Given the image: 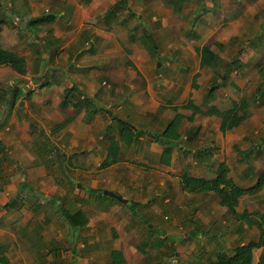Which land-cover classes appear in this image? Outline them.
Segmentation results:
<instances>
[{
  "label": "crops",
  "instance_id": "crops-1",
  "mask_svg": "<svg viewBox=\"0 0 264 264\" xmlns=\"http://www.w3.org/2000/svg\"><path fill=\"white\" fill-rule=\"evenodd\" d=\"M61 1L64 9L54 13L56 18L52 23L35 25L36 31L48 28L43 32L46 41L36 43L27 22L38 17L35 0H12V3L9 2L10 10L6 7L8 19L3 31L9 30L14 17L20 21L21 17L10 14L14 7L19 13H27L22 16V20L29 24L27 31H22L27 42L21 46L18 35L11 34H8V42L13 44L16 54L26 58L28 71L26 75H20L10 67L0 66L12 76V80L5 83L9 93L0 99V264L74 262L73 258L80 256L81 251L75 247L77 239L75 241L72 237L68 221L57 210L56 205L59 208L61 204L71 214L78 211L85 213V228L75 232L80 247L98 253V256L103 252H120L129 264V252L137 250L142 253L140 246L145 242L147 246L150 242L147 237L139 247L133 248L131 241L142 233L143 227L142 220L137 212L134 215L130 204L138 205L135 211L144 215L145 221L157 222V211L162 212L161 208L169 212L171 216L167 214L165 221L173 219L174 223L160 225L159 232L163 239L169 241L170 236L178 232L175 213L178 212L180 199L214 194L187 193L180 182L182 173L188 171L194 177L212 179L207 174L208 168L202 167L198 160L209 157L217 160V155H210L208 149L214 145L221 147V154H224L225 148L234 149V145L231 144L232 138L228 139L229 132L224 134L220 130V116L196 115L193 121H189L192 111L182 107L189 100L200 107L199 96L191 89L194 85L196 89L197 83L194 81L182 90L180 81L176 80V72H180L181 67L168 69L170 63H163L164 52L159 49V54L155 55L144 46L141 38L145 33L144 27L149 32L148 25L143 26V34L137 38L135 29L131 30L125 21L118 20L120 14L106 22V14L120 0L112 3L109 9L108 0H83V3ZM67 15L69 21L62 22V17ZM162 27L167 28V23L163 22ZM195 27L190 31L195 33ZM191 37H194L192 33ZM41 43L44 49L39 48ZM171 54L174 55V52ZM199 61L201 67L200 56ZM56 71H61L66 81L58 79L59 76L54 75ZM73 87L77 90L70 93L66 100L65 90ZM169 95H174L175 100L170 101ZM213 97L208 98L210 107L215 106ZM78 99L90 102L84 101L74 107ZM174 107L179 109L176 111ZM177 114L184 117L178 130L181 142H174L175 149L166 152L165 147L169 144H165L164 140H170V137L161 139L163 142L155 138L165 133ZM201 116L205 120L200 132L201 141H198L196 127ZM119 120L128 123L134 133L140 132L136 143L133 141L127 145L123 141L128 133L123 132ZM211 120L217 123L215 128L219 134L216 144L208 148L200 146L204 152L198 158V143L204 145L205 138L202 137L213 130V125L208 124ZM59 124L63 126L56 129ZM113 140L120 145V150L111 155L115 161L104 167ZM219 140H222L221 144ZM11 156L17 159H11ZM231 159V164L230 159L218 160L220 164L226 163L230 169L229 177L240 186L238 179L246 178V170L249 169H246L244 161L238 160L237 152L232 154ZM184 162L193 165L188 167ZM233 169L238 171L237 179L231 175ZM24 187L28 190L24 199L18 206H12ZM104 191L115 193L121 200L110 196L102 198L100 194ZM154 193L163 198V202L155 199ZM244 197L239 200V214L245 212H240ZM251 197L254 198V205L249 212L259 208L264 213V188ZM102 202L108 207L100 206ZM184 208L188 209V204ZM225 210L223 223L227 237L232 239L241 233L245 237L252 235V240L259 239L260 231L256 227L250 228L238 219L230 227L232 217L227 215L229 209L225 207ZM84 220L80 219L79 223L83 224ZM134 222L136 224L131 230L128 224ZM122 223L129 229L125 230V234L131 236V240L124 237L116 239L120 232L114 228L123 226ZM104 236L108 242H105ZM250 241L246 240L239 246ZM165 245L170 246L171 243H164L163 249ZM260 254L261 250L255 251L256 261ZM107 259L108 264H113L111 255Z\"/></svg>",
  "mask_w": 264,
  "mask_h": 264
},
{
  "label": "rangeland",
  "instance_id": "rangeland-1",
  "mask_svg": "<svg viewBox=\"0 0 264 264\" xmlns=\"http://www.w3.org/2000/svg\"><path fill=\"white\" fill-rule=\"evenodd\" d=\"M4 1L7 4L6 7L10 10L9 6L12 0ZM71 1L83 3V0ZM117 1L118 0H108V9L112 8V3ZM169 1L170 0H129V9L120 11L121 13L120 16H118V20L125 21L127 27H130L131 30L135 29V36H137V38L143 34V26H149V32L155 36V41L159 45L160 52L166 54L163 63H170L168 69H171L173 66L181 67L180 72H176V80H178V82L180 81L182 90L186 86H190L194 81L197 83L198 87L196 89L191 87V89L196 96H199L198 100L203 111L208 110L210 107L207 103L210 101L207 98L208 90L216 86L220 78L216 75L218 67L215 66L213 69H202L200 67L199 56L195 52V48L209 47L215 50L224 62L219 72H223V68L226 64L234 58L238 59L242 67L231 74L230 82L217 90L212 99V103H214L220 111H226L231 107L234 101L241 100L242 98L248 99L251 104V117L239 128L229 132L230 136H228V139L232 138L231 144L238 145L241 150L247 151L253 147L257 148V145L259 142L262 143V138L264 137V105L258 104L253 100L255 89L261 82L258 68L254 63L255 61L264 63V0H193L191 4L184 5L181 15L174 13L172 6L169 5ZM102 3H104V1H102ZM35 6L37 7L35 13L38 16L47 12L52 14L62 12L64 9L61 0H35ZM202 8L204 9L202 10ZM16 10L17 9L14 7L13 12L21 18H23L22 16H25V14L27 15V13H19ZM129 10L132 12H129ZM10 14L13 15L12 12ZM197 16H199V18H196ZM62 19V22H68L69 15L62 17ZM24 21H19V19L14 17V19H11L10 26H8L9 28L18 26L22 29L21 32L17 34L18 42L22 43L21 46L24 45L25 41L27 42L22 31H27L29 28V24H26ZM99 22L101 23V20H99ZM163 22L167 23V28L162 27ZM193 23L197 24L196 27L194 26L195 36L191 37V34L189 36V31ZM33 25H30L31 32L33 33V35H31L33 41H46L43 32L48 28H38L39 30L37 29L38 31H36V27ZM172 25H175V27H172ZM175 35L180 38H175L177 37ZM219 42L224 43V48H217L216 45ZM41 47L44 49V44L41 43L39 48L42 49ZM55 48H57V45ZM172 52H174V55L171 54ZM176 58H178L179 61L178 59L176 61ZM9 79L12 80L10 72L5 71L4 68H0L1 100L9 93L8 87L5 84ZM168 99L174 101V95H169ZM202 117L203 116L197 120L199 124V126L196 127L198 130L196 134L199 137L198 141H201L200 132L201 129H203L202 127H204L202 122L205 118ZM208 124H210L209 126L213 125V130H210L205 136L202 135L204 136L202 138H205V140L204 145L198 143L199 151L196 153L198 158L203 155L200 153L202 150L200 146L208 148L209 145L216 144L215 141L219 134L218 129L215 128L217 127V123H215L214 120H211ZM224 137V142H226V135ZM179 139L176 142H181ZM211 140H213V142ZM221 141L219 140L220 144ZM263 148L264 145L262 149ZM208 149L210 155H217L218 159H225L226 161L230 159V164L232 161V154L236 152L231 147L229 149L225 148L224 154H221L219 152L221 147L218 148L215 145L213 148L210 147ZM257 153L258 152H254L253 150L248 156V162H245L246 169H249L246 170V173H248L246 174V178L238 179L240 186L243 188L255 185L258 177L264 173L262 172L264 170V159L260 160ZM15 158L17 159V157L11 156V159ZM218 159L216 160L215 157H209L203 161L198 160L202 167L208 168L207 174L209 178H214L217 175L218 166L220 164V160ZM184 164L188 167L189 165H193V163L187 162H184ZM237 174L238 171L235 169L231 171V175L236 179L238 178ZM153 196L155 199H160L159 201L163 202V198L159 197L157 193H154ZM191 197L192 198H185L183 201L180 199V203H178L177 206L178 212L176 211L177 213H175V221L178 222L179 233L175 232V236H170V240L167 241V243L170 242L171 245H165L164 249L162 248L164 243H159V241L163 239L161 235H159V232H161L160 225L167 226L174 223L173 219L165 221V216L170 213L161 208L162 212L158 213L157 211L158 216H156L159 219L155 222L150 220L145 221V216L138 210L136 211L138 217L142 220L143 228L142 233L138 234V236L131 241L132 246L133 248L139 247L147 237L150 242L145 247V254L137 250L133 251V253L129 252V264H208L212 261V253L214 250L230 252L242 242L254 238L252 235L245 237L241 233L239 236H233L232 239L226 236V225L223 223L226 210L224 206L219 204V200L215 194L206 193L192 195ZM243 199L240 212L243 210H252L254 198L245 196ZM257 201H259L258 198ZM186 204H188V209L184 208ZM99 205L105 208L108 207V204L105 202ZM176 205L177 203H175V206ZM56 206L58 210V205ZM256 211L260 212L259 208ZM227 215H230V218L232 217V221L229 222L230 227L234 226L236 218L231 215L230 212ZM138 220L137 218L136 221ZM147 222L148 224L146 225ZM135 224L136 222L128 224V226L132 230ZM122 225L123 226H117L116 229L114 228V230L120 232V234L117 233L116 239L124 237L125 239L131 240V236L125 234V230L129 229H127L126 226L124 227L123 223ZM152 226L153 228H151ZM194 227H198L199 235H196L197 232H194ZM148 228L153 229V231L150 232ZM186 233L187 235H185ZM103 239L105 242H108L105 236ZM79 243L80 241L76 243V249L78 247V250L81 251L80 256L73 258L74 262L71 264H96L97 261L101 262V264H108V255H111V258H113L110 252H103L98 256V253L84 250V248L79 246ZM175 247H178L179 250L177 251ZM72 248H74V246H72Z\"/></svg>",
  "mask_w": 264,
  "mask_h": 264
},
{
  "label": "trees",
  "instance_id": "trees-1",
  "mask_svg": "<svg viewBox=\"0 0 264 264\" xmlns=\"http://www.w3.org/2000/svg\"><path fill=\"white\" fill-rule=\"evenodd\" d=\"M193 0H170L169 5L172 6V9L175 14H182L184 5L191 4ZM129 0H120L116 3L111 10L106 14L105 20L106 22L120 14L122 10L128 9ZM204 8H202L203 10ZM13 14H15L13 12ZM19 17V16H18ZM55 14H48L44 13L38 17L30 19L27 22L32 26L40 25L44 23H52L55 20ZM199 18V16H197ZM8 16L6 14V2L4 0H0V66L10 67L14 72L20 75L27 74V60L23 56H19L13 51V44L8 42V34L13 36H17L19 32H21L20 27H13L9 28L8 31H3V26L7 24ZM22 18H20V21ZM195 25L193 24L192 27ZM144 35L141 38L142 43L144 46L153 54H159V47L157 42L155 41L154 36L145 29L144 27ZM195 36L193 31H189V34ZM197 37V36H196ZM218 49L224 48L222 43H218ZM196 52L199 54L201 59V68H214L215 66L218 67L216 70V75L220 78L219 83L210 88L207 92V98H212L216 91L220 89L223 85L230 82L231 74L237 69L241 68L242 65L238 59L234 58L230 61L226 66L223 68V72H219V69L223 67V60L220 55L217 54L215 50L209 49L208 47H196ZM255 66L258 68V72L261 78V82L255 89L253 100L256 101L258 104L264 105V63L261 61H255ZM163 67V66H161ZM54 75L59 76L58 79H62V81H66L65 75L61 71L54 72ZM55 82V81H54ZM55 83L61 84L60 81H56ZM196 86L194 85V88ZM76 91V87L72 89L65 90V98L67 100L70 93ZM81 93V92H80ZM80 99V98H79ZM77 100L78 103L74 104V107L80 106L81 102H90L89 100ZM16 101V100H15ZM12 102L13 103H15ZM250 108L251 104L248 99L242 98L239 101H234L229 109L226 111H220L216 106L209 107L208 110L202 111L201 107L197 106L193 100H189L186 105L182 107V109H189L192 111V116L189 118V121H193L196 115H204V116H212L218 115L222 118V124L220 130L222 133L226 134L232 131L235 128H238L242 125L245 121H247L250 117ZM178 107H174V110H178ZM184 117L181 114H177L175 119L168 124V127L165 133L161 136L155 138L156 141L161 139L164 140V137H170V140H164L165 144H169L165 147L166 152H171V149H175V143L179 138L180 135L178 130L182 124ZM117 120V119H116ZM122 125L123 132L128 133V137L124 138V142L129 145L133 141L136 143L138 140V136L140 132L134 133V131L129 127L128 123L124 122L123 120H119ZM63 124H59L56 129H60ZM262 143L259 142L258 147H253L250 150H241L238 145H234V150L238 154V160L248 162V156L254 150V152H258L257 156L261 159H264V137L262 138ZM113 147L109 149V157L104 162L103 166H107L115 161L112 159L111 155L114 153L119 152L120 145L115 142L114 140L111 141ZM0 147H2L0 145ZM251 151V152H250ZM201 151L200 153H203ZM168 154V153H166ZM209 155V153H206ZM230 169L226 165V163H221L218 170L216 177L212 179H205L201 177H194L188 171H184L180 177V182L184 191L190 194H198V193H205V192H213L219 200V204L229 209L231 214L241 222L246 223L250 228L256 227L260 231V236L258 240H251L247 244L242 246H238L234 248L232 251H222V250H214L212 253V261L208 264H264V213L261 212H252L245 211L243 214H239L237 212V207L239 205V200L244 196H256L258 195L262 189L264 188V173H262L256 182L255 185L243 188L237 185L233 179L229 177ZM27 187H24L23 191L20 195L16 198V201L12 204V206H18L20 201L24 199V195L27 193ZM102 198H109L104 194H100ZM37 197H39L37 195ZM35 200V199H34ZM36 204V201H34ZM137 204L131 203L130 209L136 215L135 209L137 208ZM59 211L62 216L68 221V224L72 231V237L75 238V232L84 229L86 226V216L83 211H78L74 214L69 213L65 207L61 204L59 207ZM85 219L83 224L79 223L80 219ZM148 222L146 223V225ZM150 232L153 229H149ZM194 232H197L196 235H199L198 227H194ZM162 238V237H161ZM79 237L77 236V242ZM170 240V239H169ZM159 243H167L165 239H161ZM145 244L140 246L142 253L145 254ZM261 250V254L259 256V260H255V251ZM113 264H126V261L120 252H113ZM172 264V263H171Z\"/></svg>",
  "mask_w": 264,
  "mask_h": 264
},
{
  "label": "water",
  "instance_id": "water-1",
  "mask_svg": "<svg viewBox=\"0 0 264 264\" xmlns=\"http://www.w3.org/2000/svg\"><path fill=\"white\" fill-rule=\"evenodd\" d=\"M159 66H160V63L158 64V67ZM160 142H163V141L161 140ZM104 195L110 196V197H113V198H117L118 200H121V197L120 196H118L115 193L110 192V191H104ZM76 238H77V233L75 234V241H76ZM75 247H76V245H75Z\"/></svg>",
  "mask_w": 264,
  "mask_h": 264
}]
</instances>
